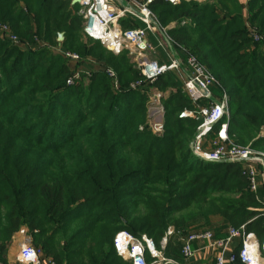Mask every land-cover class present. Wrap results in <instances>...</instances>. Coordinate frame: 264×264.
Wrapping results in <instances>:
<instances>
[{"label": "trees", "instance_id": "obj_1", "mask_svg": "<svg viewBox=\"0 0 264 264\" xmlns=\"http://www.w3.org/2000/svg\"><path fill=\"white\" fill-rule=\"evenodd\" d=\"M246 3L247 10L242 0L149 5L162 24L175 22L172 39L213 72L216 95L226 90L230 138L264 150V0ZM79 9L73 0H0V25L26 46L0 35V260L7 264L23 226L58 264H132L114 248L119 230L159 242L169 227L186 234L246 224L263 240V189H250L241 164L193 152L202 119L181 116L195 106L179 77L169 72L145 85L171 90L164 131L155 134L148 96L131 87L138 68L126 53L88 38ZM60 33L64 49L113 68L117 84L103 69L81 71L69 84L73 68L55 50ZM181 247L172 238L166 253L182 259Z\"/></svg>", "mask_w": 264, "mask_h": 264}, {"label": "built area", "instance_id": "obj_2", "mask_svg": "<svg viewBox=\"0 0 264 264\" xmlns=\"http://www.w3.org/2000/svg\"><path fill=\"white\" fill-rule=\"evenodd\" d=\"M151 1L79 0V13L84 18V34L99 41L116 55L126 53L138 68L141 78L132 82L131 87L141 89L148 96V123L155 134L164 131L163 100L168 96V92L155 87L147 88L145 85L169 72L175 73L182 81L184 92L195 106L193 110H184L181 116L202 119L193 141V152L205 160L241 164L250 189L258 193L264 186V150L254 147L251 143L238 144L230 138L227 121L230 115L229 95L225 89L221 95H216L214 89L220 83L213 72L194 53L179 46L168 35L157 14L151 9ZM167 1L179 4L182 0ZM123 19H130L132 22L138 20L143 25L124 27ZM161 34L163 38L160 37ZM0 35L21 47L25 46L8 24L0 25ZM60 37L61 33L58 37L59 46L55 50L62 54L73 68V74L68 78L69 84L75 83L81 77V67L84 63L91 64L92 69L105 70L117 84V74L113 68L92 57H87L82 62L79 53L62 47L63 40ZM174 45L184 51L182 53L185 59L175 55ZM159 47L166 53L168 60L159 59ZM92 69L87 73L90 74ZM206 99L208 103L203 105L201 102ZM219 123L221 125L216 136L212 141H208L214 126ZM17 233L22 235V239L18 242L19 250L14 264H58L53 258L46 257L41 248L35 246L27 227H21ZM175 237L182 242V259L166 253L170 239ZM196 241L204 243L215 252V264H232L235 258H239L244 264H264V239L260 240L255 232L247 231L246 224L240 227L228 225L220 234L209 228L179 234L174 227H169L159 242L147 234L137 236L128 230H119L114 236L113 244L118 255L132 264H188V259L196 254L193 247ZM236 241L239 243L237 250ZM0 264L5 263L0 260Z\"/></svg>", "mask_w": 264, "mask_h": 264}, {"label": "crops", "instance_id": "obj_3", "mask_svg": "<svg viewBox=\"0 0 264 264\" xmlns=\"http://www.w3.org/2000/svg\"><path fill=\"white\" fill-rule=\"evenodd\" d=\"M26 46H23L22 48L24 49ZM163 53L166 55L165 52H160V56H159V59L160 60H164L162 58V55ZM181 54H183L181 52ZM178 56V53L176 52V54ZM184 56V54H183ZM166 59H168V56L166 55ZM184 59H185V56H184ZM165 61V60H164ZM93 67L91 64L89 63H84L82 64V67H81V71H88V70H91ZM94 70V69H92ZM163 91H167L168 92V95L170 94L171 90L168 89V90H163ZM166 98V97H165ZM164 98V99H165ZM263 189L262 191V194L260 196L261 199H264V186L261 188ZM228 227L227 224H223L221 225L220 227H217L216 229H214L215 231H219V232H223L224 230H226V228ZM20 237V234L16 233L15 235V242L13 244V249H15L14 247L17 248L16 246V242H17V238L19 239ZM236 244V247L237 245H239L238 241L235 242ZM19 245V244H18ZM12 247H11V250H10V257H9V261L10 263H16V255L18 253V250L15 252L14 250H12ZM193 247L195 248L196 250V254L194 257H191L190 259H188V264H215V252H213L212 250H210L204 243L202 242H199V241H196L194 244H193Z\"/></svg>", "mask_w": 264, "mask_h": 264}, {"label": "rangeland", "instance_id": "obj_4", "mask_svg": "<svg viewBox=\"0 0 264 264\" xmlns=\"http://www.w3.org/2000/svg\"><path fill=\"white\" fill-rule=\"evenodd\" d=\"M201 1V0H200ZM242 2H243V5L245 6V8H244V10H247V8H246V0H242ZM161 22V21H160ZM131 23L133 24L134 22H132L131 21ZM162 24V23H161ZM165 28H166V31H167V33H168V35L170 36V34H169V30L172 28V27H174L175 26V22H170L169 24H167V25H164V24H162ZM250 29H251V27H250ZM160 37L161 38H163V35L161 34L160 35ZM172 38V37H171ZM257 40V39H256ZM164 41V40H163ZM164 44H165V46L167 47L168 45L164 42ZM179 47L178 46H176V45H174L173 46V50H174V52H179V50H180V48L178 49ZM159 49V51H163L162 50V48H158ZM158 49H157V51H158ZM175 49H177V51L175 50ZM164 52V51H163ZM182 52V51H181ZM260 135H262V136H264V127L261 129V133H260ZM213 138H214V136L212 135H210L209 136V139H208V141H212L213 140ZM250 144V143H249ZM216 224L218 223V222H215ZM210 229V228H209ZM16 235V234H15ZM22 239V235H20V237H19V239L17 238V242H16V246H17V248L16 247H14L15 249H13V244H14V242H15V236L13 237V240L11 241V243H10V245H9V248H8V251H7V255H6V259L8 260L7 261V264H13V263H10V261H9V255H10V250H11V247H12V250H14L15 252L19 249V245H18V242L20 241ZM36 246V245H35ZM39 248V247H38Z\"/></svg>", "mask_w": 264, "mask_h": 264}, {"label": "water", "instance_id": "obj_5", "mask_svg": "<svg viewBox=\"0 0 264 264\" xmlns=\"http://www.w3.org/2000/svg\"><path fill=\"white\" fill-rule=\"evenodd\" d=\"M78 1H79V0H73L74 3H78ZM64 38H65L64 33H61V37H60V39H61V40H64ZM190 146H191V148L193 149V146H194L193 143H191Z\"/></svg>", "mask_w": 264, "mask_h": 264}]
</instances>
